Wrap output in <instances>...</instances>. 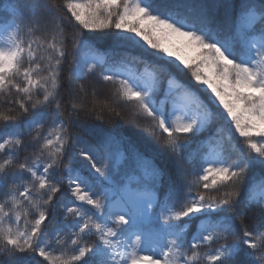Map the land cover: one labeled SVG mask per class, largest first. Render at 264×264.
<instances>
[{
    "label": "snow or ice",
    "instance_id": "6c2138e0",
    "mask_svg": "<svg viewBox=\"0 0 264 264\" xmlns=\"http://www.w3.org/2000/svg\"><path fill=\"white\" fill-rule=\"evenodd\" d=\"M0 264H264V0L0 4Z\"/></svg>",
    "mask_w": 264,
    "mask_h": 264
},
{
    "label": "trees",
    "instance_id": "16d2710c",
    "mask_svg": "<svg viewBox=\"0 0 264 264\" xmlns=\"http://www.w3.org/2000/svg\"><path fill=\"white\" fill-rule=\"evenodd\" d=\"M7 0H0V4L2 3H6ZM98 47H100L101 50H104L107 47V44L104 41H100L98 44ZM185 79H187V77H184Z\"/></svg>",
    "mask_w": 264,
    "mask_h": 264
}]
</instances>
